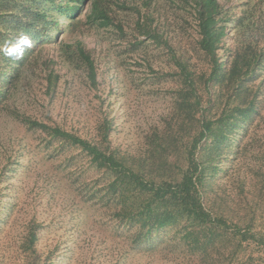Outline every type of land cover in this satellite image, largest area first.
<instances>
[{"label": "rangeland", "instance_id": "374dc122", "mask_svg": "<svg viewBox=\"0 0 264 264\" xmlns=\"http://www.w3.org/2000/svg\"><path fill=\"white\" fill-rule=\"evenodd\" d=\"M215 1L226 33L220 78L211 81L213 65L199 47L198 0H108V27L88 20L90 1L78 3L72 19L42 0H0V46L22 33L32 39L21 59L0 52V71L20 77L4 89L0 108V264H32L26 248L32 239L39 264H264L260 246L241 248L227 239L210 246L204 260L181 242L184 224L138 239L137 227L117 216L115 175L20 120L94 142L109 121L111 151L147 169L155 165L158 181L173 177L198 131L181 61L203 98L200 115L217 121L198 152L204 204L234 223L253 218L263 231L264 0ZM77 45L95 61L96 88ZM250 103L252 118L245 120L237 109ZM230 253L239 255L234 263Z\"/></svg>", "mask_w": 264, "mask_h": 264}, {"label": "trees", "instance_id": "16d2710c", "mask_svg": "<svg viewBox=\"0 0 264 264\" xmlns=\"http://www.w3.org/2000/svg\"><path fill=\"white\" fill-rule=\"evenodd\" d=\"M85 1H90L87 18L91 24H96L101 20V26H110L108 0H42L43 4H50L51 10H55L60 14L64 12L72 19L77 17L76 14L79 9L77 4ZM197 11L199 34L201 36L199 47L213 65L210 74V80L212 81L220 78L222 65L219 62L218 51L220 42L226 32L224 28L218 26L215 15V0H198ZM40 17L46 23V16L40 15ZM147 35L148 38L158 40V36L152 32ZM76 51L85 67L90 87L96 88L98 86V74L95 61L81 45H77ZM177 64L180 67L181 75L184 76L190 94L189 97H185L189 98L186 99V102L193 99V105L197 108V111L192 112L191 122L193 125L198 123V131H196L195 138L189 147L184 148V162L179 167V173H172L173 177H159L160 180L158 181L153 176L156 175L155 172H152L153 169H159L155 165L147 169L144 162L139 161V164H135L111 151L110 134L112 126L109 121H105L100 125L98 128L99 139L94 142L68 132L59 126L52 127L24 117L20 120L31 129L48 132L54 138L62 139L80 148L97 168L106 169L115 175L112 187L115 188L114 193L117 194L119 201L117 216L120 220H127L134 227H137L138 239H149L155 232L184 224L186 226L183 229L181 242L188 246L194 254H200L199 256L204 260L206 259L204 253L207 249L215 243L224 242V239L237 243V246L241 248H243V244H245L244 246L255 244L264 249V230H257L253 218H251V221H245L246 217H243L241 218L243 223H234L223 214H213L204 204L201 188L204 181L205 166L198 152L202 143L214 132L217 121L208 119L205 115H200L202 114L203 98L197 87V82L184 63L179 61ZM12 78L17 82L20 77L17 74L11 76L6 74L5 71H0V85L5 86L0 87L2 89L0 90V108L1 101L6 98L4 89L7 88V92H9L14 85ZM48 82L50 88V79ZM237 110L245 120L251 119L250 114L253 111V103H250L247 109L240 108ZM221 123H223V120L219 119L218 124ZM176 164L170 166L169 170L176 168ZM32 237L35 238L34 233H32ZM26 248L31 252L29 254H32V264H39L34 261L37 258L35 257L34 239L26 245ZM234 253L229 254V262L234 263L238 260L239 255L235 256ZM213 264L222 263L215 262Z\"/></svg>", "mask_w": 264, "mask_h": 264}, {"label": "clouds", "instance_id": "9594fccd", "mask_svg": "<svg viewBox=\"0 0 264 264\" xmlns=\"http://www.w3.org/2000/svg\"><path fill=\"white\" fill-rule=\"evenodd\" d=\"M31 46V37L26 33H22L14 41H6L0 46V52L9 58L21 59L25 54V50Z\"/></svg>", "mask_w": 264, "mask_h": 264}]
</instances>
